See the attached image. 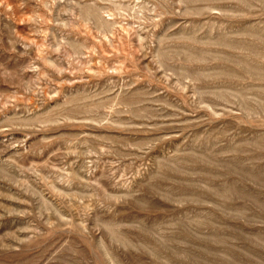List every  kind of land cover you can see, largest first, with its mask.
Here are the masks:
<instances>
[{
  "label": "rangeland",
  "instance_id": "obj_1",
  "mask_svg": "<svg viewBox=\"0 0 264 264\" xmlns=\"http://www.w3.org/2000/svg\"><path fill=\"white\" fill-rule=\"evenodd\" d=\"M0 264H264V0H0Z\"/></svg>",
  "mask_w": 264,
  "mask_h": 264
}]
</instances>
